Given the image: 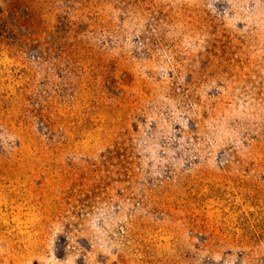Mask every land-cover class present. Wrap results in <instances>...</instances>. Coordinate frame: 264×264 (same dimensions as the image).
Segmentation results:
<instances>
[{"label": "rangeland", "instance_id": "1", "mask_svg": "<svg viewBox=\"0 0 264 264\" xmlns=\"http://www.w3.org/2000/svg\"><path fill=\"white\" fill-rule=\"evenodd\" d=\"M0 264H264V0H0Z\"/></svg>", "mask_w": 264, "mask_h": 264}]
</instances>
